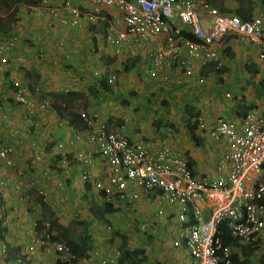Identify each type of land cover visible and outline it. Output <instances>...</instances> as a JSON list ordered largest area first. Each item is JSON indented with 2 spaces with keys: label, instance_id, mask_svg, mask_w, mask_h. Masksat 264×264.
<instances>
[{
  "label": "built area",
  "instance_id": "1",
  "mask_svg": "<svg viewBox=\"0 0 264 264\" xmlns=\"http://www.w3.org/2000/svg\"><path fill=\"white\" fill-rule=\"evenodd\" d=\"M81 1L89 2L90 9L82 10L72 0H60L49 12L54 16L61 12L64 16H60V24L77 30L83 22L93 24L103 20V11L114 8L119 23L107 20L101 38L110 46H132L131 55L142 61L138 63L142 75L169 71L176 75L168 74L164 80L179 86L184 82L183 76L194 77L195 86H202L206 83L202 71H207L208 63L214 62L215 69L221 66L217 45L225 35L255 46L259 58H264V0L259 12L250 19L222 13L195 0ZM47 3L48 0H39L37 7ZM200 6L206 18L200 15ZM184 32L195 40L185 37ZM17 45L16 36L0 38V79L12 65L24 61L23 56L14 54ZM103 69L107 83H113L114 72ZM99 74V70H94V75ZM14 85L13 101L25 105L32 114L50 112L57 103L54 97L44 93L32 101L27 98L23 85L17 82ZM225 95L231 96V93ZM81 118L83 130L74 131L65 140H56L53 150L62 164L70 156L81 168L78 177L83 187L88 184L96 203L129 208L144 198L156 202L158 208L153 214L156 219L152 223L163 219L175 223L174 244L184 245L187 264H233L231 247L222 245V225L239 246H248L264 256V245L259 240L264 233L263 113L249 110L238 123L217 117L209 127L203 116L193 118L198 134L208 143L210 140L221 147L214 175H198L187 163L184 152L170 147L167 139L159 145L134 140L108 126L97 114L81 115ZM11 153V147L0 146V162L12 165ZM28 190V186L12 181L0 167V199L7 201L14 191L33 204ZM37 193L44 201L45 192L41 189ZM26 216V226L17 228L31 234V240L22 244L23 255L31 264H117L119 244L112 247L107 244L103 252L87 251L86 257L75 259L66 242L52 239L54 231L41 214L34 210ZM146 225L142 224L139 229L145 230ZM105 228L111 231L110 225L106 224ZM0 255L3 264H7L5 249ZM43 256L47 260L41 259ZM19 262L17 259L16 263Z\"/></svg>",
  "mask_w": 264,
  "mask_h": 264
},
{
  "label": "crops",
  "instance_id": "2",
  "mask_svg": "<svg viewBox=\"0 0 264 264\" xmlns=\"http://www.w3.org/2000/svg\"><path fill=\"white\" fill-rule=\"evenodd\" d=\"M72 1L73 3L78 4L79 7L83 10H88L91 7L89 2L87 1ZM195 1L205 2L208 6L214 7L222 13L236 14L241 19H250L252 16L256 15L261 8V0ZM59 2L60 0H48L47 5L42 7H37V5H29L28 3L19 4L17 5L16 21H13L10 26L6 25L5 21H0V33L3 34L5 32H8L6 34L16 36L18 38L20 47L16 49L17 52L22 54L24 58L32 59L31 61H35L33 58H37V56H39V59L41 60V62H43L40 64L39 62L38 64H28L27 60L25 68L31 64V69H34V67L37 66V69L38 67L40 68L38 69V72L42 73V70L45 67L43 64L51 61V59L47 57L50 54L48 53L50 50L47 47L50 46V48H52L53 43L49 44V42L59 44L61 41L66 42L67 40H71L75 41L74 43H77L76 41H78L77 39H79V43L81 44L82 41H87L86 39L87 37H89L88 35H90V33L89 31H87L88 25H85V22L79 29H77V31L60 24V16L63 15L61 12H59L57 16H54L49 12V9L57 6ZM5 7V4L0 3V17L6 14ZM10 8H12V6ZM105 12L107 17L110 21L113 22V24L119 23L115 13H112L108 9H106ZM199 13L203 16V18H206L205 11L201 6L199 7ZM90 26L91 25L88 26L89 29ZM70 32H76L75 36L70 35ZM69 37H71L73 40L68 39ZM24 43L30 45V47H27V45H25ZM35 43L37 49L42 52L38 53L36 56V50H34ZM74 43H71V46ZM58 46L61 47L60 45ZM95 47L97 49L96 52L94 51ZM88 49V47H81V49L79 47V60H81L83 63L85 61L88 63H91L89 61H92V63L99 62L100 54L102 56L103 51L98 47V43H96V46H93V51H88ZM217 50L220 53L221 66L225 68V71L222 74L215 73V70L219 69L221 66L217 69H215L213 66V70L210 69V66L208 65L207 71L206 69L202 71V73H204L206 76V83L202 86H195L194 77L183 76L186 92L185 95H187L188 98L193 97V95L199 97V100H201L200 115L203 116V118L207 121L208 127L213 125L214 120L217 117H221L228 121L238 123L242 118V114L244 115L246 111L239 108L240 105H243V101L239 103L236 102V104L226 99L220 101L219 98H221L222 95H219L218 93H215L214 95L211 94L210 90H215L216 85L214 86L213 83L217 82V78H220V82H217L218 86L226 85L228 87L231 86L234 88H239L242 89L244 94V91L246 89L255 90V86L251 82H257L260 75L259 72L254 78H249V74L246 73L244 69L245 65H251L253 67L259 68L258 61H256V58L259 57V53L255 46L243 43L240 40L236 39L234 36L225 35L221 38L219 44L217 45ZM87 57H89L90 60H86ZM52 58L54 59L53 56ZM114 65H116V63L111 64L110 66ZM91 68L92 65H89V69ZM26 69L28 71H26L24 75H21L16 71H12L11 73L5 72L4 78L0 79V115L2 113L8 114L6 118L0 117V146H9L12 148V165H6L0 162L1 170L12 181H16L18 184L23 186H28L31 189L32 187H34L33 185L38 182L39 185H41L42 183L43 185L52 186L55 183L53 179H51L52 181H49L48 178L42 179L41 177L42 175L49 176V174L53 171L50 167L52 165H55L58 167H62V169L59 170L60 172L58 179L62 180L63 183L64 181L68 182V186L65 189V194L70 193L72 195L78 185L81 188L80 192H82L84 185L82 183H73L74 180L76 181L79 179L78 170H80L81 168L79 166L73 165V162L70 163L68 168H65L61 164L60 158L58 157L57 153L53 150V143L56 140H65L66 138L70 137L74 133V131H76V129L69 126L68 122L64 118H61L59 114H56L55 112H49L39 116L29 113L27 109L23 108L22 106L16 105L11 101L10 96L12 95V91L14 89L12 85L14 82L19 81L24 87L27 88L26 94L29 98L37 99L38 97V91H36L37 88H35L38 79L36 80V83L35 81H30L31 79H29L30 76H33L34 78L38 77V74L34 76V74L37 72L33 73L30 68ZM91 73L92 72L90 71V74ZM214 73L218 77L214 76ZM80 74L83 75L82 72ZM82 75H79V78H77V80H81V83L76 80L74 84L76 83L77 85H80V87H83L82 89L84 90V88L87 89L88 85L93 84L82 85V81H85V78ZM171 75V77H173L176 74L172 73ZM177 75L181 74L177 73ZM84 76L89 77L88 75ZM235 76H237L236 79H234ZM50 83H52L51 86H57V84H55V80L53 79ZM94 86L99 89L98 85ZM124 86L125 88H123ZM115 87L112 86V94H110L109 92L106 93V91L102 92V95L100 96H105V101H96V113L100 115V119H107L110 127L119 130L122 134L126 135L130 139H150L151 142L155 143L156 138H154L152 130L146 131V129L144 128V122L138 121L140 120V118L138 117V113L131 114L129 110L123 113L117 105L118 94L121 91L123 92L124 90V95H126L127 93H130V90L134 89L135 86L132 85V88H127L126 85L121 84L119 86L116 85ZM239 89H237V91ZM40 90H43V88ZM190 94L193 95L189 97ZM263 99L264 96L260 99H257V104H262ZM216 107L218 108V110L215 111L214 109ZM147 110L148 112L152 111V109L150 108H147ZM254 110L260 112V110ZM174 117L175 116H170L171 119H174ZM118 119L122 120V125H116L115 121L120 123ZM149 121H151V118L149 119ZM194 134L197 135V144H192L189 142L187 146L183 142L180 143V140H182V138L179 135L177 137L175 136V138L173 139L174 143L178 142V145H173L175 149H179L181 148V144H183L182 147L187 150V155L193 162L191 166L198 175L201 174L198 172V169L196 167L197 165H204L208 167L210 169L209 175H212L215 172L217 161L221 156V150H218L216 146L210 145L202 136L198 135V132H195ZM83 143L85 145V141H83ZM38 148H45L46 150L50 151L44 152ZM52 154L57 155L56 159L58 161L53 162L50 160L52 159L50 156ZM35 177L39 179L38 182H36ZM43 191L45 192V190ZM54 193L56 192L54 191ZM19 195L20 193L18 194L14 191H11V194L7 201L0 199V252L2 251V249H6L7 252H10V254H7L9 260L12 258V253L15 254L17 250L23 252L22 244H25L27 243V241L31 240V234H27L24 230L17 228L19 226L21 227V225L26 226L27 220V216L25 217V215H27V211L25 209L21 212V214H19V211L22 209L21 205H19V199L17 198L24 199L19 197ZM55 197L57 198V196ZM52 202L54 203L53 200ZM147 202L148 200L144 198V200L134 202L130 207H132L133 209L143 208L144 205L147 204ZM48 204L52 205L50 203ZM9 205H14V210L9 212L6 211ZM138 217L140 218V216ZM138 217L131 216L128 218H132L136 221L138 220ZM152 221L153 220L151 219H146L145 221H143L142 224L147 223L146 229L141 230L140 233L143 235L140 234L141 236L136 237L137 239L136 241H134V247H138L137 244L140 241V237L142 236L146 238V243H150L152 244L151 246H154L157 243V237L159 240V237L161 235H167V239L165 240L164 244L171 249L169 253H167V255H164L160 252L157 255L154 254L155 256H153L154 258L152 259V261H150L151 257H149L148 261L150 262H147V264H155L156 262H159V264H181L183 259H185V263L187 264L188 254L184 245H175L173 241L174 232L177 228L175 223L170 219H163L155 223H152ZM4 224H9L12 231L9 229V226L8 229H5L4 227L7 226ZM134 224H137V222H135ZM169 229H171L172 233H169ZM118 231L121 230L119 229ZM169 234L172 236V238ZM259 240L261 241L262 245H264V233L260 234ZM152 248H157V250H159L158 247ZM230 250L232 253H235L238 262L246 260V264H251L250 259L253 253H250V249L241 246H234L231 247ZM258 261L259 260L255 261L252 264H263V262ZM7 263L13 264L12 261H8ZM0 264H3L1 255ZM233 264L238 263L233 262Z\"/></svg>",
  "mask_w": 264,
  "mask_h": 264
},
{
  "label": "rangeland",
  "instance_id": "3",
  "mask_svg": "<svg viewBox=\"0 0 264 264\" xmlns=\"http://www.w3.org/2000/svg\"><path fill=\"white\" fill-rule=\"evenodd\" d=\"M109 11L112 13H115L117 15V12L114 8L107 7ZM10 22L9 26L11 25ZM89 26V25H88ZM87 26V31L89 33L91 32L90 29ZM118 28H121L118 26ZM78 31V30H77ZM85 31V30H84ZM76 32H70V35L75 36ZM93 34V33H92ZM87 41H82L81 44L78 41H76L78 45V49L80 47H88V51H93V46H96V43H98V47L101 48L102 56L100 54L99 62L92 63V61L88 62H82L79 60L80 58V52L78 49L73 50L71 47V43H74L75 41L67 40L66 42L63 41L64 45L62 43L60 44H54V42H49V44L53 43V47L50 48L48 46L47 48L50 50L48 53H50L47 57L51 59L48 63L46 62L43 64L45 67L41 72H38V69H40L37 66L34 67V69H31V64L28 65L26 68H30L32 72H37L34 74L36 76L38 74V77L30 76V81H35L38 79V82L36 83V91L38 93H44V94H52L54 92H66L70 93L73 91H82L83 96L80 100H76L72 104V110L76 112H82L86 115L90 114L91 112H96L95 104L96 101L99 100L101 102L105 101V96H96L90 92V89L84 88V90L80 87V85H77L76 82L77 78H79V75L81 72L83 73V77L85 78V81H82V85L87 84H93L88 85L87 87H92L94 85H98V81L95 76L90 74V71L93 72L95 68H98L97 66L103 65V64H115L114 66H111L113 69H115L116 73V80L112 83V86L115 87L116 85H126L127 88L131 87L132 85L135 86L134 89L130 90V93H127L124 95L125 91H121L118 94L117 97V105L121 109V112H126L127 110L130 111L131 114H137L140 120L144 122V128L146 131L152 130L154 138H156L155 143H159L164 137H167V142L170 147L175 148L173 144L178 145L177 143H174L173 139L175 136H181L182 140H180V143L183 142L185 145L188 146V143L197 144L192 141L191 138V131L189 130V127L187 126V121H190L189 126L191 124H194L195 120L193 119L196 117V111L199 112L197 115L200 116V103L201 100H199L198 96H194L193 94H190V96L193 95V97L188 98L185 92L184 82L182 85H176L173 81L170 80H164V76H168V74L171 73L169 71H162L158 74H155L154 76H146L142 75L139 71V66L136 64L131 69H128L126 71L125 68H127L128 62L133 58L130 52V48L132 46L127 47L126 45L123 46V44H120L119 46H110L106 44L104 41L98 38H94V40L91 39V34L88 35ZM68 39H72L69 37ZM73 40V39H72ZM84 40V38H83ZM70 42V43H69ZM25 44V43H24ZM27 45V44H25ZM60 45L61 47H59ZM34 50H36V54L42 53L39 51L36 47V43L34 44ZM27 47H30V45H27ZM57 47V48H56ZM106 48V49H103ZM116 48L118 50L116 51ZM134 48V47H133ZM135 49V48H134ZM95 47V52H96ZM79 52V53H78ZM114 54V55H112ZM54 57V59L52 58ZM127 56V57H126ZM35 61H31L32 59H28L29 63H36L39 64L43 63L39 59V56L37 58H33ZM111 59H114V61H110ZM86 60H90L89 57L86 58ZM127 60V61H126ZM37 61V62H36ZM110 61V63H109ZM125 61L127 62V65H125ZM256 61H258L259 69H260V78L264 77V58H256ZM142 62V61H140ZM124 64V65H123ZM89 65H92V68L89 69ZM25 69V68H24ZM28 71V70H27ZM159 71V70H158ZM157 71V72H158ZM156 72V73H157ZM84 75H88L89 77H85ZM41 76V77H39ZM237 76H235L234 79H236ZM239 77V76H238ZM52 79L55 80V84L57 86H51ZM49 80V81H48ZM256 80V78H255ZM79 83H81V80H77ZM131 85V86H130ZM212 85V84H211ZM213 85L215 87V90H210L211 94L214 95L215 93H218L219 95H222L221 98H219L220 101L226 99L230 100V102H233L236 104V102H242L243 105H240L239 108L246 110L247 107L252 108V106L257 110H260V112H264V99L262 101V104H257L258 100L256 98V93L253 89H246L243 91L239 88L234 87H228V86H218L217 82H214ZM95 87V86H94ZM93 87V88H94ZM99 87V85H98ZM43 90H40L42 89ZM96 88V87H95ZM118 88V87H115ZM125 88V86L123 87ZM237 89H239L237 91ZM98 90V89H97ZM99 90H102L99 87ZM230 92L231 96H226L225 93ZM117 96V95H116ZM260 102V101H259ZM154 107V108H153ZM147 108L152 109L151 112H148ZM198 109V110H196ZM215 111L218 110L216 107L214 109ZM99 115V114H98ZM100 116V115H99ZM132 116V115H131ZM170 116H175L174 119H171ZM113 117V116H112ZM151 118V121L149 119ZM164 118V119H163ZM120 123L116 122V125H122V120L118 119ZM194 120V121H193ZM167 128H170L172 131V135H170L166 130ZM143 131V130H142ZM194 132H197L196 129ZM159 137V138H157ZM150 141V139L146 140ZM209 144L216 146L218 150H221V147L219 144H216L209 140ZM159 145V144H157ZM183 144H181L180 150L184 151V154L187 155V150H185L182 147ZM190 146V145H189ZM41 149L44 152L50 151L46 150L45 148H38ZM43 152V153H44ZM52 159H50L53 162L58 161L57 155L52 154L50 155ZM13 158V157H12ZM48 158V157H47ZM12 160V159H11ZM55 164V163H54ZM64 166V165H63ZM198 172L203 175H209L210 169L204 165H197ZM53 171L49 174V176L42 175V179H49V181L55 182L52 186L50 185H39L38 178L35 177L36 184H34L30 190H28L32 195V202L33 204H30L29 200L25 199H19L20 202L19 205H21V209L19 211V214H21L24 209L27 211V214L34 211L36 214H41L43 212V215L41 214V218L47 219L50 214L54 215L58 222L62 225H69L70 227V233L71 237L78 236L84 228L85 225H87V230L83 232V234H86L88 236V251L91 252L92 250H99L100 252H103L106 245L109 244L110 247L113 245L120 244L122 237L126 240L127 248H134V241H136V237L141 236V230L139 229V226L145 221L146 219H156V217L153 216L155 214L158 204L156 202L148 201L147 204L144 205L143 208H136L133 209L132 207H129L128 211H126V208L123 206L119 207V210L114 214L111 213V215H105V221L102 222H96L97 220L94 218L93 213L89 210L91 207H93L94 211H97V206L95 204L91 203V199L94 198L93 192L90 190L87 191V197L83 198L84 190L80 192V186L76 188V190L72 193H66V187L68 186L67 181H63L58 179L59 176V170L62 169V167H58L55 165H52L50 167ZM80 174V170H78ZM73 178V177H72ZM76 182L78 184H81V180H74L73 183ZM56 184V185H55ZM67 184V185H66ZM44 186V188H43ZM41 188L42 190H45L46 197L43 201L47 208L43 209L40 206L39 200L42 198L37 192ZM54 191L56 193H54ZM57 196V198L55 197ZM54 201V203L52 202ZM42 202V201H41ZM48 203L52 204L49 205ZM14 205H9L8 209L6 211H12ZM18 207V206H17ZM36 207V208H35ZM13 213V212H12ZM10 215V214H9ZM117 216V217H116ZM135 216L138 217V220L129 219L128 217ZM26 217V215H25ZM12 218V217H11ZM3 221V220H2ZM79 222H82L79 224ZM137 222V224H134ZM110 225L112 227L111 231H106L105 226ZM6 225V224H4ZM7 227H4L5 229H9L12 231L11 226L9 224L6 225ZM121 231H118V230ZM135 229V232H134ZM16 230V228H15ZM169 233L171 232V229H169ZM115 233V234H114ZM138 233L139 235H137ZM141 234V235H140ZM170 235V234H169ZM169 237V236H168ZM172 238V236L170 235ZM167 239V235H161L157 237V243L154 246H151L152 244L146 243V238L144 236L140 237V241L138 239V244L141 247H144V254L147 256V261L143 262L144 264L149 263L152 261L155 256L154 254L162 253L164 255H167L169 253L171 248H168L164 242ZM149 241V240H148ZM174 241V238H173ZM172 241V243H173ZM105 245V246H104ZM152 247H158L153 249ZM153 249V250H152ZM253 253L251 255V264L255 261L259 260L258 262H263L264 264V258L263 255H259L255 250L251 249V252ZM47 256L41 257V259L47 260ZM150 258V261L148 259ZM263 259V260H262ZM181 264H186L185 259L182 260Z\"/></svg>",
  "mask_w": 264,
  "mask_h": 264
},
{
  "label": "trees",
  "instance_id": "4",
  "mask_svg": "<svg viewBox=\"0 0 264 264\" xmlns=\"http://www.w3.org/2000/svg\"><path fill=\"white\" fill-rule=\"evenodd\" d=\"M0 3H3L6 6L5 7L6 14H4L3 16L0 17V21H5L6 25H9L10 22L17 20L16 19L17 5L24 4V3H28L29 5H37V4H39V0H0ZM11 6H12V8H10ZM102 19L103 20L97 21V25L92 24L90 26L91 32L93 30V34H92L93 37H95L96 34L100 33V31H103V28L106 27L107 20H109V18L106 17V14H105ZM0 24H1V22H0ZM1 31H3V30H1ZM184 34H185L184 35L185 37L192 39V40H195V38L191 34H186L185 32H184ZM92 36H91V39L94 40V38ZM110 61H114V59H111ZM110 61H109V63H110ZM126 61L124 63L125 65H127ZM137 61H138V57L132 58L128 62L127 68H125L124 71L134 67L135 64L137 63ZM208 65L210 66V69H213V66L215 65V63L210 62V63H208ZM244 69H245L246 73L249 74V76H250L249 78H254L260 72L259 68L253 67L251 65H245ZM215 71H216L215 72L216 74H222L225 71V68L223 66H221L219 69H217ZM215 73H214V76L218 77L217 75H215ZM217 82H220V78H217ZM251 83H253L255 86L254 92L256 93V98L257 99L262 98L264 96V77L263 78L258 77L257 82L254 83L252 81ZM98 85L102 90H99L98 88H95L94 86L87 87V88L90 89V92L96 96L102 95V92H105V91H106V93L109 92L110 94H112V92H113L112 86L107 84V82L105 81L104 78H102L98 81ZM51 95H52V97H54L55 101L57 102L54 104V108L56 109V112H58L59 116L61 118H64L68 122L69 126H71L72 128H74V129L82 128L83 125H82L80 114L78 112L72 110L73 109L72 104L74 101L81 99V97L84 95L83 92L82 91H73L70 93L54 92ZM59 101L61 103H59ZM255 106H252V108L247 107L245 113L251 109H255L254 108ZM195 113H196V116L199 114L198 111H196ZM242 116H243V114H242ZM189 123H190V121H187V126L189 127V129L191 131L192 141L195 143H198L197 135L194 134V130L197 128L196 127V121L194 122V124H191V126H189ZM186 158H187V163L191 166L193 162L191 161L190 157H188V155H187ZM87 186H88V184H86L85 187H87ZM85 197H86V195L84 194L83 198H85ZM39 202H40V206L42 208V211H43V209L47 208V206L43 202L42 198L39 200ZM90 211L93 213V216L97 221H105V217H106L105 215H111V213L116 212L117 209H115L114 207H111V205L109 203H103L100 207L97 206V211H94L93 207L90 208ZM47 221L50 222V225H51L52 229L54 230V235L52 236V239L66 242L70 246L71 252H72V254H74L75 259H82L83 257L86 256L89 238L86 234H83V232H85L87 230V225L84 226V228L82 229L83 232H81L78 236L71 237L69 225L65 226V225L60 224L58 222L57 218L54 215H52V213L47 218ZM81 223L82 222H79V224H81ZM220 229H221V240H222L223 246H228V247L239 246L237 244L236 240H234L229 235L227 230L224 229L223 225L220 226ZM118 248L120 250V256L117 260V264H141V263L147 261V256L144 254L145 249L142 247H137V248L134 247L132 249L127 248L126 240L123 237L121 239V242H120ZM246 248L250 249L248 246H246ZM19 260L21 261V264H31V260L26 259L25 256H22L21 258H19ZM231 260L234 263L246 264L245 263L246 260L238 262V259L235 255V253L231 254ZM12 261H13V259H12ZM155 264H159V262H156Z\"/></svg>",
  "mask_w": 264,
  "mask_h": 264
},
{
  "label": "clouds",
  "instance_id": "5",
  "mask_svg": "<svg viewBox=\"0 0 264 264\" xmlns=\"http://www.w3.org/2000/svg\"><path fill=\"white\" fill-rule=\"evenodd\" d=\"M83 10V9H82ZM105 11H103V15H105ZM117 16V15H116ZM106 17H107V15H106ZM98 21V20H97ZM109 21V20H108ZM84 23V22H83ZM83 25V24H82ZM85 25H92V24H88V23H86L85 22ZM93 25H97V22H94L93 23ZM104 29V28H103ZM100 30V29H99ZM91 31V30H90ZM6 33H8V32H5V33H0V38H4V39H9V38H11V35H9V34H6ZM92 33H93V30H92V32H90V34H91V36H92ZM101 34H103V31H100V33H98V34H96L95 35V38H98L99 37V39H101L102 40V38H101ZM103 41V40H102ZM63 42V41H62ZM62 45H64V43H62ZM20 47V43H19V40H18V45H17V48H19ZM72 48H73V50H76V49H78V45L76 44V43H74V44H72V46H71ZM16 48V49H17ZM16 49L14 50V54L15 55H21L22 56V54H20L19 52H17L16 51ZM79 50V49H78ZM112 55H114V54H112ZM13 56V55H12ZM24 58V57H23ZM134 58V57H133ZM132 59V58H131ZM27 60H28V58H24V61L23 62H21L19 65H16V64H14V65H12V67H10L7 71H5V72H9V73H11L12 71H16V72H18L19 74H21V75H24L25 74V72L27 71V69L25 68V65L27 64ZM140 61V59L138 58V61H137V63ZM136 63V64H137ZM135 64V65H136ZM138 65V64H137ZM98 68H95V70H99L100 71V73L101 74H99V75H94V71L91 73L93 76H95L96 77V79H97V81H99L100 79H102V78H104L105 79V81H106V78H105V74L104 73H106L105 71H104V67H106V69L108 68L109 70H111V71H113L114 72V74L116 73V71H115V69H113L111 66H110V64H103V65H100V63H99V66H97ZM25 68V69H24ZM21 71V72H20ZM4 72V73H5ZM115 75H117V74H115ZM116 80V79H115ZM114 80V81H115ZM169 80V79H168ZM107 82V81H106ZM15 83V82H14ZM14 83H13V91L16 89V86L14 85ZM18 84H21L20 83V81L19 82H17ZM107 84H109V83H107ZM22 85V84H21ZM110 86H112V83L111 84H109ZM8 87H9V85H8ZM24 87V86H23ZM24 88H26V87H24ZM26 90V93H27V88L25 89ZM12 91V92H13ZM25 93V94H26ZM41 93H37V99H31V98H29L28 96H27V98L28 99H30V100H32V101H36V100H38L39 99V97L41 96L40 95ZM27 95V94H26ZM49 95H51V94H49ZM52 96V95H51ZM11 97V96H10ZM11 101L13 102V103H15L14 101H13V98L11 97ZM16 105H19V106H22L23 108H25L26 109V106L24 105H20V104H18V103H15ZM28 110V109H27ZM251 110H254V109H251ZM29 111V110H28ZM50 112H55L56 114H58V112H56V109L54 108V106L52 107V110L50 111ZM30 113V112H29ZM47 113H49V112H47ZM79 113V112H78ZM263 113V112H262ZM32 114V113H31ZM80 114V117H81V115H86L85 113H82V112H80L79 113ZM90 114H97L98 115V113H96V112H91ZM89 114V115H90ZM88 115V114H87ZM8 116V114L7 113H2L1 115H0V117L1 118H6ZM40 116V115H39ZM98 118L100 119V116L98 115ZM101 120V119H100ZM81 121H82V118H81ZM103 121H106V123H107V125L109 126V123H108V120L107 119H104L103 118ZM82 125H83V127L82 128H80V129H78V128H76V131H80V130H83V128H84V124H83V121H82ZM168 129V128H167ZM170 129V128H169ZM190 130V129H189ZM196 131H197V128H196ZM170 132H172V131H170ZM170 132H168V133H170ZM198 132V131H197ZM195 133V132H194ZM170 135H172V133L170 134ZM199 135V134H198ZM163 139H167V137H164ZM162 139V140H163ZM205 139V138H204ZM161 140V141H162ZM160 141V142H161ZM207 141V140H206ZM159 142V143H160ZM153 143V142H152ZM159 143H155V144H159ZM175 149V148H174ZM178 150V149H177ZM180 150V149H179ZM182 151V150H181ZM182 152H184V151H182ZM58 155V154H57ZM185 155V154H184ZM187 155H185V157H186ZM58 157L60 158V156L58 155ZM187 159V158H186ZM60 162H61V158H60ZM71 162H73V160L71 159V157L69 156V158L67 159V162L66 163H64V164H62V165H64V167L65 168H68L69 167V165H70V163ZM73 165H75V163L73 162ZM192 167V166H191ZM201 175H203V174H201ZM83 189H84V194L86 195V197L88 196L86 193H87V191H88V186L87 187H83ZM91 203L92 204H95L96 206H98V207H100L103 203H101V204H98V203H96L93 199H91ZM111 205V204H110ZM124 208H126V211H128L129 209H128V207H125V206H127V205H122ZM111 207H113L112 205H111ZM121 207V206H120ZM115 209H117V211L119 210V207H114ZM90 210V209H89ZM116 211V212H117ZM116 212H114V214L116 213ZM42 215H43V213H41ZM42 219L43 220H47V219H45V218H43V216H42ZM96 222H102V221H96ZM111 229H112V227H111ZM54 231V230H53ZM138 235V234H137ZM138 247H141V246H139L138 245ZM135 248H137V247H135ZM142 248H144V247H142ZM5 251H6V249H5ZM87 251H88V249H87ZM10 254V252H7L6 251V256H5V262L7 263L8 261H12V259H13V264H21V261L19 262V263H16V260L17 259H19V258H21L22 256H24L23 255V252H21V251H18L17 250V252L15 253V254H13L12 253V258L9 260L8 259V257H7V254ZM86 255H87V252H86ZM17 256H19V258H17ZM86 257V256H85ZM233 262V261H232ZM8 264V263H7Z\"/></svg>",
  "mask_w": 264,
  "mask_h": 264
}]
</instances>
